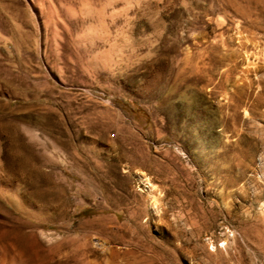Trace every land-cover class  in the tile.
Wrapping results in <instances>:
<instances>
[{"label": "rangeland", "instance_id": "obj_1", "mask_svg": "<svg viewBox=\"0 0 264 264\" xmlns=\"http://www.w3.org/2000/svg\"><path fill=\"white\" fill-rule=\"evenodd\" d=\"M0 264H264V0H0Z\"/></svg>", "mask_w": 264, "mask_h": 264}]
</instances>
